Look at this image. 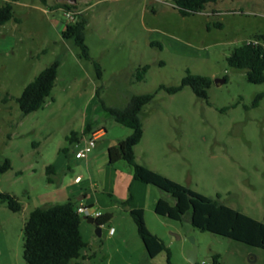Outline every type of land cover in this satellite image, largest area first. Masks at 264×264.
<instances>
[{"label": "rangeland", "instance_id": "1", "mask_svg": "<svg viewBox=\"0 0 264 264\" xmlns=\"http://www.w3.org/2000/svg\"><path fill=\"white\" fill-rule=\"evenodd\" d=\"M9 1L0 0V8ZM18 1L20 21L0 25V163L9 159L13 167L0 174V192L15 195L23 210L15 213L0 203V264H27L25 224L42 206V195L56 187L46 165L57 159L77 120L87 113L106 126L108 142L127 128L102 103L126 108L134 95H156L142 114L143 165L264 223V98L253 106L264 84L250 83L245 70L227 61L248 41L264 43V0H218L187 17L173 0ZM57 5H72L88 20L85 43L93 61L81 59L74 41L63 39L65 11L55 10ZM56 60L60 67L52 94L41 110L23 115L16 99ZM93 62L102 67L101 80ZM146 65L150 70L138 81V69ZM187 71L212 79L209 103L191 87L176 94L160 90L181 86ZM218 79L225 83L216 84ZM72 179L69 173L64 184ZM147 216L148 229L165 242L170 256L148 258L132 217L115 212L116 236L107 224L97 236L96 226L82 215L81 233L95 257L80 263L210 264L219 254L225 264H264V249L195 229L190 214L182 221L160 217L161 222L154 211ZM191 238L196 263L189 256Z\"/></svg>", "mask_w": 264, "mask_h": 264}, {"label": "trees", "instance_id": "2", "mask_svg": "<svg viewBox=\"0 0 264 264\" xmlns=\"http://www.w3.org/2000/svg\"><path fill=\"white\" fill-rule=\"evenodd\" d=\"M12 0L5 2L0 8V25H5L14 20H20L15 16ZM218 0H173L183 17L203 12L211 3ZM46 2V0H44ZM55 10L63 9L65 12L76 8L72 5H57ZM88 20L80 14L76 23L65 26L61 32L64 40H72L81 49V59L93 61L89 47L85 43V34ZM153 45L155 43H152ZM228 64L235 70H245L247 80L253 84H264V45L244 43L237 47L227 58ZM97 78L103 77L102 67L93 62ZM59 60L44 69L30 84L26 86L22 95L16 99L23 115L41 110L46 99L52 94L55 87ZM150 70L146 65L138 69L137 80L144 81ZM213 85L212 79L194 75L187 71L179 87H167L162 85L160 90L169 94H176L185 87H191L194 94L207 100L208 91ZM99 90L97 92V96ZM152 93L134 95L126 108L106 106L103 108L118 124L132 130V135L109 149V162L116 164L125 161L133 169L134 178L142 183L155 186L163 192L171 195L175 203L171 204L166 199H160L155 206V213L175 221H182L186 215L191 216V223L195 229L202 232H210L228 239H232L253 247L264 249V223L257 221L239 210L226 206L205 195H202L186 186H183L152 170L146 165L140 164L136 157V147L142 142L145 132L142 114L144 108L155 100ZM264 98V93L257 95L254 107H258ZM89 132V129L85 133ZM81 133H72L67 141L72 145L82 137ZM12 162L9 159L0 163V174L12 170ZM52 167L47 168L49 181ZM0 203L6 204L15 213L23 210V204L11 193L0 192ZM130 200L123 203L129 205ZM77 203L68 201L64 204L48 205L35 208L29 216L24 227V260L27 264H81L87 260L84 254L89 249V242L81 233L83 223L82 215L77 212ZM130 215L137 227L138 234L145 246L148 258L153 259L163 252L170 256V250L165 242L153 234L147 227L145 212L143 209H132ZM98 226L107 224V217L95 220ZM210 264H225L222 256H212Z\"/></svg>", "mask_w": 264, "mask_h": 264}, {"label": "crops", "instance_id": "3", "mask_svg": "<svg viewBox=\"0 0 264 264\" xmlns=\"http://www.w3.org/2000/svg\"><path fill=\"white\" fill-rule=\"evenodd\" d=\"M15 3L19 4V1L13 2L14 13L16 8ZM63 29H61V32ZM77 123V125L71 128L68 136H66V143L59 148L57 159L53 164L46 165V175L47 168L52 167L50 175L52 183L50 181L49 183L55 184L56 187L42 195V206L35 208L74 201L77 203V207L84 206L102 212L107 217V225L110 228H115L113 226L116 221L115 212H124L126 215H130V210L132 209H143L147 223V213L152 216L157 202L160 199H165L163 194H158L157 189H155L156 187L135 180L133 169L127 162L119 161L116 164L109 162V149L131 136L132 130L123 126L127 129L119 130V134L116 137L106 142V138L109 135L106 126H103L99 122L95 124L93 117L87 113L79 118ZM87 129H89V132L85 133ZM72 133H81L83 135L79 138L78 142L71 145L67 141V138ZM93 133H99L96 148L87 159H74L75 145L77 143L83 145L84 140L89 139ZM141 143L135 150L137 161L143 164L146 151L141 148ZM113 165H115V168L111 169ZM144 165L151 167L149 164ZM152 169L155 170L154 168ZM69 173L73 179L68 184H64L65 178ZM78 176H81L82 180L80 183H75L74 180ZM128 200H130L129 205H123ZM160 217L156 214L155 218L157 222L163 220ZM117 232L118 230L115 228V233L112 236H116ZM89 245L91 246L90 243ZM90 246L87 249L89 251H85L84 253L87 261L95 257V253L90 252Z\"/></svg>", "mask_w": 264, "mask_h": 264}, {"label": "built area", "instance_id": "4", "mask_svg": "<svg viewBox=\"0 0 264 264\" xmlns=\"http://www.w3.org/2000/svg\"><path fill=\"white\" fill-rule=\"evenodd\" d=\"M78 15L79 13H77L75 10L65 12V18H66L65 26H71L75 24ZM247 44L264 45V43L261 42L260 40L248 41ZM98 139H99V133H93L89 139L84 140L83 145H81V143H77L75 145L76 151L74 152L75 158L77 160L87 159L89 155L92 153V151L96 148ZM81 180H82V177L78 176L75 178L74 181L75 183H80ZM77 212L80 215H86L87 217H93L94 220L104 217L102 212L96 211L91 208H86L84 206L78 207ZM114 233H115V228H110V234L113 235Z\"/></svg>", "mask_w": 264, "mask_h": 264}, {"label": "water", "instance_id": "5", "mask_svg": "<svg viewBox=\"0 0 264 264\" xmlns=\"http://www.w3.org/2000/svg\"><path fill=\"white\" fill-rule=\"evenodd\" d=\"M224 83H225V80L224 79H218V80H216V84H224ZM86 219H87L88 223L96 226V234H97V236L101 237L102 236L103 226H98L93 217H87ZM191 241L194 244V248H193L192 251L189 252V256H190V260L191 261H194L196 263L197 262L198 249L195 246V240H194V238H191Z\"/></svg>", "mask_w": 264, "mask_h": 264}]
</instances>
